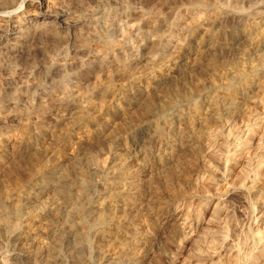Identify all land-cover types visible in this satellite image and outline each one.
Wrapping results in <instances>:
<instances>
[{"label":"rangeland","instance_id":"obj_1","mask_svg":"<svg viewBox=\"0 0 264 264\" xmlns=\"http://www.w3.org/2000/svg\"><path fill=\"white\" fill-rule=\"evenodd\" d=\"M194 1L197 2L198 0ZM194 1L63 0L56 4L53 15L57 14L56 21H59L62 18L61 13L63 10H69L75 18L77 17L76 19L81 18L80 27L78 26L76 33L69 38H65L60 35L61 30L56 29L55 34H52L50 31L43 29L40 31L43 33L39 35L38 30L34 32L30 27L25 48L15 53V55L13 54V56L9 54L3 56L1 49L6 43L10 44L9 39H12L13 35L14 37L17 35L14 34L16 31H13V26L14 29H18L17 24L22 25V22L18 21L23 18V9L26 8L30 0H19L15 8L18 9L20 4L22 8L18 10L14 8L5 11L0 8L1 22L8 25V31L0 34V60L2 61H0V136L15 134L19 136V139L26 137V134L20 129L21 125L33 122L36 117L41 118L43 122L41 126L47 131L59 134L65 127L71 129L67 139L58 145L52 143L46 134L40 138H37L36 135L31 136L30 142L34 145L24 151L25 153L20 156V160L27 161L31 158V154L35 149H44L46 166L42 177L46 175L57 177L59 171L61 173L58 167L62 168V165L66 167L72 164L76 165L77 169L83 174L91 177V191L84 193L79 187L74 186L71 192L72 202L67 205H63L61 200L49 196V193L42 197V201L54 202L56 206H59L61 215L57 218L58 220H53L48 215L44 217V222L37 223L38 233L42 232L40 233L42 238H40L39 244L44 246L40 245L41 247H49L55 240L56 235L62 232L64 233L63 239H65L62 243L70 246L71 238L74 235V237H77L82 232V227L77 223L72 230L74 228L78 229L74 230L71 235H67L69 228L64 216L74 207L80 206L84 200H89L93 205H97L99 200L103 198V180L102 174L98 170L99 165L103 162L109 165L110 161L116 159L119 152L128 153V162L132 169L140 164L141 157L134 159L135 157L132 154H135L140 148L141 142H147L150 123L161 115L158 105L160 106L163 98L160 95L171 83H177L175 80L177 78L176 73L182 74L183 79L190 84L195 80H199L202 87L207 90L212 85L222 88L235 81L236 77L234 75H237L240 68L245 66L247 68L252 62H255V59H257L255 55L264 56L262 39L250 43L234 30L236 22L241 18H245L250 13L249 11H254L257 8L258 11L264 12V0H211L209 6H203L202 8L192 6L191 3H194ZM150 12H154L160 17L165 15V18H170L169 20L174 24V36L169 31L170 34H168L162 28L163 39L158 45L152 41L154 39L151 34L141 37L138 32L131 36L127 46L117 44L127 25L142 24V20L147 18ZM84 13H86V17ZM199 15L218 17L217 21L222 23L225 32L224 36L218 38L215 42L205 44L202 48L203 54L200 57L197 56L192 40H185L181 32L183 27L191 24L196 18L200 17ZM91 18H97V22L92 24ZM218 22L212 27L217 29ZM179 26H182V28ZM110 27L111 31H108L109 29L106 28ZM141 30L145 31L144 28ZM105 34L114 40V45L110 50L111 53L106 55L107 66L99 69L97 68L98 62L95 56L96 53L100 54L106 49L101 40V37ZM179 38L180 40H178ZM151 43L152 45H150ZM82 46H84V49H82ZM151 48L153 51L155 50L164 55L165 58L162 61L158 60L157 65L152 70H146L151 56L147 52ZM169 54L170 56L177 55L172 63L167 61L170 58ZM195 56L196 58H194ZM74 59H77V61L84 59V66L75 70V67L71 64L76 61ZM129 60V63L133 64L130 71L126 65ZM50 61L58 64L62 63L65 66L61 71L55 70V72L48 66ZM163 63L168 66L165 73H161L160 79L159 77L157 79L153 78V72ZM186 65L192 67V70L190 69L191 74L183 73ZM71 67H74V71H71ZM123 84L129 87L130 92L122 95L117 94L113 98H106L105 103L102 105L108 107V110L106 109L100 115L101 124L90 125L87 128L69 126L75 109L73 110L71 106L58 104L57 97H59L58 100L61 98L62 90L69 94L68 104H73V102L87 104L86 102L89 101L98 106L102 101L104 88L122 86ZM158 91L159 95L157 94ZM257 91L253 89L248 95H236V99L244 104L243 114L231 117V119L228 118L227 121L224 119L220 128L215 126L214 123L210 124L209 129L212 133H210L209 140H205V144L207 142L208 150L219 155L217 156L221 159V163L216 161L219 166L215 160L213 161L204 153L199 158L200 160L197 159L198 161L185 157L178 159L176 167L178 175H176V178L178 179L171 186V194L181 192L182 196L180 195L170 202L168 192L162 195L161 199L163 198L162 200L168 205H166L167 209L163 215L156 216L157 225L155 227H149L145 221L151 200L147 195L140 196L138 212L131 213L132 229L136 235L144 234L146 242L142 241L137 243L136 246L131 244V253L137 255L141 264H237V254H246V258L239 264H264V89ZM150 97L155 99L154 107H151L140 119L138 117L140 111L138 105L144 103ZM50 98L56 101L52 102ZM48 99L49 101H47ZM192 99L195 102L201 100L197 95H194ZM180 102L182 101H178V106L185 108L186 103ZM47 107L49 111L46 112ZM121 110H126L129 116V119L123 122L122 129L117 127V124L121 122L119 117ZM96 115L98 114H94V116ZM57 121H61L62 126L56 125ZM218 131H221L222 136L224 135L227 138L224 146L219 139H216V137L218 138L216 136ZM107 141H112L114 145L112 149L108 147ZM174 145L176 147L177 143ZM149 148L156 154L161 151L154 143H150ZM10 157L11 150L9 148L5 150L4 155H2V148H0L1 193L4 188L11 185L13 177L24 175L25 170L21 169L10 176L8 171L12 169L14 164L9 161ZM73 158L77 161L74 162L75 159ZM133 159L136 163L132 161ZM152 165L153 163L149 161L142 165V177L144 179L152 174ZM94 172H97V174ZM2 177H4V180ZM25 202L28 204L34 203V205L39 204L34 196L29 197ZM17 222L20 229L18 232H23L27 223L29 224L25 216H21ZM2 234L0 233V264H11L13 262L27 264L24 256L26 251H30L31 240L23 241L16 239L17 236L15 235L7 237V235ZM125 238L130 241L129 236L125 235ZM19 248H21V251ZM43 250L35 264L48 259L46 252ZM83 258L88 259L86 264H98L95 251L92 249L88 254H83ZM65 264H74V262L69 259Z\"/></svg>","mask_w":264,"mask_h":264},{"label":"bare ground","instance_id":"obj_2","mask_svg":"<svg viewBox=\"0 0 264 264\" xmlns=\"http://www.w3.org/2000/svg\"><path fill=\"white\" fill-rule=\"evenodd\" d=\"M18 1L19 0H0V8H3L5 11L14 9ZM60 1H63V0H30L26 8L23 7L24 8L23 18H20L18 21V22H22V25L20 26V24H17V26L19 27L18 29H14V26H13V31H16L14 32V34H17V35L15 37L13 35V38L9 39L11 41L10 44L6 43V45L1 49V54L3 56L4 54L6 55L9 54L13 56V54L15 55V53H18L20 50L25 48L27 44V35L30 33V30H29L30 27L34 30V32L35 30H38L39 35L43 33V32H40L43 29L50 31V33L52 34H55L56 29H58L59 31L61 30L60 35H62L65 38L66 37L69 38L71 35L75 34L80 24L81 18L76 19L77 17L75 18L73 13H71L69 10H63V12L61 13L62 18L59 21H56V18L58 15L57 14H56L57 16L53 15L56 4L59 3ZM210 2L211 0H209V2L208 0H198L197 2L194 1V3H191V5L194 7L202 8L203 6H207V5L209 6ZM21 8H22V5L20 4L18 6V9H21ZM76 8L78 9V7ZM255 9L257 10V8ZM256 10L249 11L250 13L247 14L245 18L243 19L241 18V20L239 19V21L236 22L235 27L234 26L233 27H234V30L239 32L240 36L246 41H249L251 43L252 41L255 42L256 40L262 39L264 43V12H261L258 10L256 11ZM85 14L86 13H84V16L86 17ZM145 15H148V14H145ZM164 16L160 17L156 13L150 12L149 16L147 18H144V20H142V24L140 23L141 25L132 24V25L126 26L124 24L126 28L124 27L125 30L121 34V38L119 36L120 40L118 39L119 41H117V44H119L120 46H127V44L130 42L131 36L134 33L138 32L141 37H145L148 34H151L154 39L152 41H154V44L157 43L156 45H158L159 43H161L163 39V35L161 34L162 28H164V30L167 31V33L169 31L174 36V33H173L174 24L173 22L169 20L170 18L167 19ZM97 18H94V19L91 18L92 24L97 22ZM217 18L218 17L216 16L213 18L212 16L204 15V16H200L196 18L191 24L187 26L185 25L186 27L182 28V26H179L182 28L181 32H182L184 39L192 40V42L194 43L195 51L198 57H200L203 54L202 48L205 44L215 42V40L224 36V33H225L223 29L224 26L222 25L221 22L219 23L217 21L218 20ZM38 19H43V20H38ZM87 21H89V19H87ZM216 22L219 23L217 24V29L213 28ZM176 26L178 25L176 24ZM143 28L145 29V31L141 30ZM106 29H109L108 31H111L110 30L111 27L106 28ZM116 30H117V27H116ZM6 31H8V25L3 24L0 18V34ZM108 31L106 30V32ZM101 40L104 46L106 47V49L100 54L95 52L96 53L95 59L98 62L97 68L99 69L107 66L108 62H106L107 60L106 55L111 53L110 50L113 48V45H114V42H113L114 40L110 39L107 36V34L103 35L101 37ZM178 40H180V38ZM79 44L77 45L79 46ZM178 44H181V43H178ZM150 45H152V43ZM84 46H82L83 48L82 47L81 48L84 49ZM173 46L175 47V45ZM152 48L154 49V47ZM152 48L149 49V52H147L151 56L148 61L149 63L147 64L146 70H152L153 67L157 65L156 62L158 60L162 61L165 58L164 55H161L159 52H156L155 50L153 51ZM172 56H170L169 59L167 58L168 59L167 61H169L170 63H172V61L175 60L174 57H176L177 55L173 57ZM255 57L257 59H255V62H252L251 65L249 64L250 66H248L247 68L245 66L244 68H240L237 71V75L236 76L234 75L236 79L233 83L227 84L222 88H218V86L212 85V87L209 90H207L204 87H202L199 80H195V82H192L190 84L183 79L182 74L176 73L177 78L175 77L176 78L175 80L177 81V83L175 84L171 83L170 86L167 89H165L164 93L160 95L163 98V100H161L162 103L160 104V106L158 105V110L160 111L161 115L158 116L156 119L154 118L155 120L150 123L148 127V132H147V138H148L147 142H141L142 145L140 146V148L135 152V154H132L133 157H135L134 159H136L137 157H141L140 164L137 165V167L132 169L128 162L127 152L117 153L116 159L110 161L109 165L104 164V162L103 163L101 162L102 164L99 162L101 165L98 166V170L102 174V180H103V189H104L103 198L99 200L97 205H93V203H90L89 200L88 201L84 200L80 206L76 208L74 207L71 211L67 212L65 216L63 215L66 220L65 222L67 223L68 228H69L67 235H71L74 230L78 229V228L77 229L74 228V230H72L74 225H76L77 223L79 224V226L82 227L81 228L82 232L77 237H74L75 236L74 235L71 238L72 242L70 246L68 245L66 246L65 243H62L65 241V239H63L64 238L63 232L56 235L55 240H53L52 244L49 247L43 248L40 246L42 245V244H39L40 238H42L40 233L42 232L38 233L37 228H36L37 223L40 221L42 222L44 217L48 215L49 217L51 216L53 220L57 219L61 215L59 206H56L54 202L49 203L46 201H42V197L46 195L47 193H49L50 194L49 196L55 197L61 200L63 205H67L72 202L71 192L74 186L79 187L84 193H87L91 189V177L83 174L80 170L77 169L76 165H73V164L70 166H66V167L62 165L64 168L58 167V170H61V173L59 171V175L57 177H53V176L48 177L47 175L42 177V175L45 173L44 168L46 166V160L44 157V149L42 150L35 149L33 153L31 154V158L27 161L20 160V156H22L23 153H25L24 151H26V149L32 148V146L34 145V143L30 142L31 136L36 135L37 138H40L42 135L46 134L47 136H49L50 141L52 143L58 145L67 139V137L69 136V131L71 129H68L65 127L63 128V130L61 129L62 132H59V134H57V132L54 133L52 131H47L43 126H41V123H43L41 121V118L39 119V117L35 116L36 118L34 119L33 122L29 124L24 123L23 125H21L20 129H22V132L26 134V137L19 139L18 138L19 136H16L15 134L9 135L8 133H7L8 135L0 136V148H2V155L5 154L6 149L9 148L11 150V157L9 161L10 162L12 161L14 164H13L12 169L8 171V173H10V176L13 173L16 174L18 170H21V169L25 170L23 173L24 175L22 174L23 175L22 177H13V180L11 181L12 183H10L11 185L4 188L2 193L0 192V195H1L0 196V233L1 234L3 233L5 236L7 235V237L8 236L11 237L15 235L17 236L16 239H21L23 241L31 240L32 245L29 249L30 251H26L25 256H24L25 262L27 264H35L38 260L39 254L41 253L43 249H44L43 251L46 252L48 259L43 262H39L38 264H65V262H67V260L69 259L72 260L74 264H86V261L88 259H84L83 254H88L91 249L95 251V256L98 261V264H131V263L141 264L137 255H134L133 253H131L132 252L131 246L133 244L134 246H136L137 243H140L142 241L146 242V236H143L144 234L136 235L134 234V230L132 229L131 213L138 212L140 196L147 195L149 199L151 200V202L149 203L150 206L148 207L149 209L147 210V216L145 218L146 219L145 221L149 227L151 228L155 227L157 225L156 216L163 215L167 209L166 205H168L162 200L163 198L161 199L162 195L165 192H168V194H170V196H168V199L170 202L178 198L181 195V192H175L171 194V186L176 181V179H178L176 178L178 176L176 173L177 172L176 167H177L179 158L185 157V158H190L191 160H197L201 158L202 154L204 153V154H207L210 157V159L212 158L213 161L215 160V162L217 161L218 163H221L220 162L221 159L218 157L219 155L208 150V146H206L207 142L205 144V140H207L210 136V133H212L210 131L211 129H209V126L211 123H214L215 126L220 128V126H222L224 119L227 121L228 118L231 119V117L239 116L243 114L244 104L239 102L236 99L237 94L248 95V93L251 92L253 89H255V91L256 90L261 91L262 89H264V56L257 54L255 55ZM194 58H196V56ZM74 60H73L74 62H72L71 64L72 66L75 67V70L79 67L82 68V66H84L85 64L83 61L84 59L80 61L79 60L77 61V59H74ZM129 62L130 60L127 62L126 65L130 71L132 70L133 64ZM48 64H49L48 66L54 71L55 70L61 71V69L65 66L62 63L58 64V63H54L51 61ZM173 67L175 68V66ZM184 67L185 69L183 70V73L186 72V73L191 74L190 69L192 70V67L189 65H186ZM73 68L71 67V71H74ZM167 68L168 66H166V64L164 63L160 64L158 66V69L153 72L152 77L155 79L159 77L160 79V76H162L161 73H165ZM234 77H233V80H234ZM97 84L99 85V83ZM59 88H60V85H59ZM128 92H130V89L129 87L124 86V84L122 86L120 85V86H115V87H106L102 91V99H101L102 101L100 105L97 104L98 106H95L96 104L94 105L92 104V102H89V101L87 102L85 101L87 104H82V103L80 104L79 102H73V104L72 103L68 104L69 94L62 90V96L59 100H58L59 97H57V102L59 105H65L69 107L71 106L73 110L75 109V112L71 118L72 120L70 121L69 126H75V128L76 127L87 128L90 125L101 124L100 115L106 109L108 110V107L102 105L105 103L106 98H113L117 94L122 95ZM79 94L81 93L79 92ZM157 94L158 95L160 94L159 91ZM194 95L199 96L201 100L198 102H195L192 99ZM177 100L184 102V104L186 103V107L184 106L185 108H182L178 106ZM47 101H49V99ZM51 101L53 102L56 100L51 99ZM42 104L44 105V103ZM154 104H155V99L152 97L148 98L144 103H140L138 105L140 109L138 113L139 115L138 117L140 118L141 116L146 114L150 110L151 107H154ZM45 111L46 112L49 111V108L47 107ZM94 114H98V115L94 116ZM119 117L121 119V122L117 124V127L123 128L124 126L123 122L129 119L128 112L126 110H121L119 113ZM61 123H62L61 121H57L55 124L58 126H62ZM107 124L108 122L106 123V125ZM216 136H218V138L216 137V139H219V141H221L224 146L226 143V139H227L225 138L226 136L225 137L224 135L222 136L221 131H218L216 133ZM150 143H154L159 149V151L161 150L159 154L153 153L150 150L149 148ZM175 143H177L176 147L174 145ZM107 145L111 149L114 146L112 141H107ZM218 147L219 146L217 145V148ZM134 159L132 161H134ZM93 160H94V157H93ZM76 161L77 160L75 159L74 162ZM148 161L153 163V165L151 166L152 174L150 175V177L148 176L147 179H144L142 177V165ZM94 163L96 164L97 162H94ZM217 165L219 166V164ZM97 172L96 173L94 172V173L97 174ZM17 175L19 174L17 173ZM92 177L94 176L92 175ZM2 178L4 180V177ZM92 183H93V180H92ZM31 196H34L39 201L38 205H34V203L28 204L25 202ZM53 205L55 206L53 207ZM21 216H25V218L29 221V224L27 223V226L24 228L23 232H18V230L20 229L18 228L17 220ZM125 235L129 236L130 241L125 238ZM62 244H64L66 247ZM62 246H64L65 248ZM19 249L21 251V248ZM237 255H236L237 261H238V263L236 262L237 264L241 263L246 258V254H237ZM11 264H17V263L13 262Z\"/></svg>","mask_w":264,"mask_h":264}]
</instances>
